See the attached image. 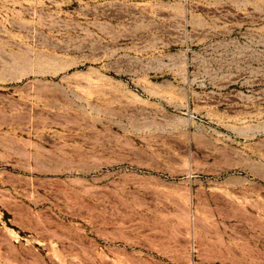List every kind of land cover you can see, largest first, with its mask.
<instances>
[{
    "label": "rangeland",
    "instance_id": "374dc122",
    "mask_svg": "<svg viewBox=\"0 0 264 264\" xmlns=\"http://www.w3.org/2000/svg\"><path fill=\"white\" fill-rule=\"evenodd\" d=\"M0 264H264V0H0Z\"/></svg>",
    "mask_w": 264,
    "mask_h": 264
}]
</instances>
